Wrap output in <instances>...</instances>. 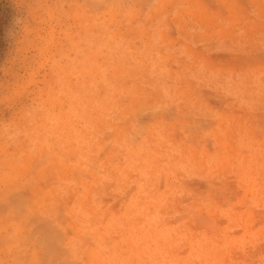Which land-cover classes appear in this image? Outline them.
<instances>
[{"label": "rangeland", "instance_id": "1", "mask_svg": "<svg viewBox=\"0 0 264 264\" xmlns=\"http://www.w3.org/2000/svg\"><path fill=\"white\" fill-rule=\"evenodd\" d=\"M0 264H264V0H0Z\"/></svg>", "mask_w": 264, "mask_h": 264}]
</instances>
